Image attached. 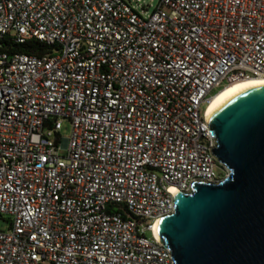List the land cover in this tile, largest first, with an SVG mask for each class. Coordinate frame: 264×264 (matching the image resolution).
<instances>
[{
	"label": "built area",
	"instance_id": "2783aa9c",
	"mask_svg": "<svg viewBox=\"0 0 264 264\" xmlns=\"http://www.w3.org/2000/svg\"><path fill=\"white\" fill-rule=\"evenodd\" d=\"M149 7L0 0V41L50 48L0 52V264H174L156 223L227 175L207 106L264 79V0Z\"/></svg>",
	"mask_w": 264,
	"mask_h": 264
},
{
	"label": "water",
	"instance_id": "95a60500",
	"mask_svg": "<svg viewBox=\"0 0 264 264\" xmlns=\"http://www.w3.org/2000/svg\"><path fill=\"white\" fill-rule=\"evenodd\" d=\"M209 127L228 173L178 193L159 241L174 264H264V86L227 102Z\"/></svg>",
	"mask_w": 264,
	"mask_h": 264
},
{
	"label": "bare ground",
	"instance_id": "6f19581e",
	"mask_svg": "<svg viewBox=\"0 0 264 264\" xmlns=\"http://www.w3.org/2000/svg\"><path fill=\"white\" fill-rule=\"evenodd\" d=\"M264 86V79L261 78H248L237 82H234L224 89L220 90L216 95L209 101L206 111L207 120H209L222 106L227 102L242 94L243 92ZM160 221L155 225V231L158 232V226Z\"/></svg>",
	"mask_w": 264,
	"mask_h": 264
},
{
	"label": "trees",
	"instance_id": "16d2710c",
	"mask_svg": "<svg viewBox=\"0 0 264 264\" xmlns=\"http://www.w3.org/2000/svg\"><path fill=\"white\" fill-rule=\"evenodd\" d=\"M49 50L50 48L47 45L37 40H30L24 44L14 43L9 38L0 41V52H6L11 55L25 54L40 57L49 53ZM0 218H2L1 215Z\"/></svg>",
	"mask_w": 264,
	"mask_h": 264
},
{
	"label": "rangeland",
	"instance_id": "374dc122",
	"mask_svg": "<svg viewBox=\"0 0 264 264\" xmlns=\"http://www.w3.org/2000/svg\"><path fill=\"white\" fill-rule=\"evenodd\" d=\"M159 0H144V3L146 5H149L150 7L148 8L149 11L151 12V10L158 4ZM220 88L217 89H213L209 96H213L214 94H216L219 91ZM206 104H204L202 106V110L205 108ZM71 133V124L67 119L62 120V125H61V131H60V136L62 138H68L70 136ZM216 172L221 174V170L217 167L216 168ZM8 228V222H7V217L6 216H2V218H0V230H6ZM146 236L148 238H150V233L147 232Z\"/></svg>",
	"mask_w": 264,
	"mask_h": 264
}]
</instances>
